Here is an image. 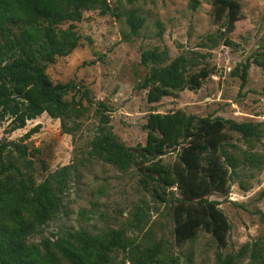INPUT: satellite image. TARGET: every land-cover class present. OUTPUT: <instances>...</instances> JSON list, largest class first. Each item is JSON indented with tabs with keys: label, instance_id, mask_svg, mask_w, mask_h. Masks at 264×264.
Instances as JSON below:
<instances>
[{
	"label": "rangeland",
	"instance_id": "374dc122",
	"mask_svg": "<svg viewBox=\"0 0 264 264\" xmlns=\"http://www.w3.org/2000/svg\"><path fill=\"white\" fill-rule=\"evenodd\" d=\"M105 1L108 9L104 12L86 8L72 22L79 35L72 52L44 62L53 84L74 86L62 94L70 104L63 119L43 112L15 130H10L9 118L0 121V144H8L11 150L7 160L14 161L33 182L67 166L57 212L28 243L38 244L78 229L104 235L123 230L133 244L125 250H112L109 264H142V254L150 247V255L156 253L147 264H221L230 256L232 264H261L264 250L253 259L250 247L254 242L259 247L264 243V0H198L196 8L190 6V0ZM131 10L144 18L136 34L126 21ZM69 23L60 26L66 28ZM39 27L34 21L16 24L8 31L12 35L23 31L36 43ZM6 41L0 37L2 45ZM153 48L168 52V59L155 66L184 55L185 75L203 66L211 74L198 89L185 88L148 102L147 90L137 85L153 66L141 63V52ZM245 62L249 69L241 87L239 74ZM85 89L89 98L83 94ZM177 109L195 116L258 123L253 137L243 138L225 129L222 149L235 166L228 167L227 191L208 194L219 202L230 225L223 248L202 229L177 245L169 203L171 196L179 195L176 188L155 194L144 187L136 166L122 169L94 146L102 136L130 149L144 145L149 113ZM15 144L24 145L26 155H19ZM186 146L187 140L179 137L161 161H179ZM140 208L143 215L136 221L135 212Z\"/></svg>",
	"mask_w": 264,
	"mask_h": 264
},
{
	"label": "trees",
	"instance_id": "16d2710c",
	"mask_svg": "<svg viewBox=\"0 0 264 264\" xmlns=\"http://www.w3.org/2000/svg\"><path fill=\"white\" fill-rule=\"evenodd\" d=\"M197 5L198 0H190L192 8ZM86 8H100L104 12L108 5L105 0H0V37L7 38L5 44L0 43V121L9 118L10 130L24 127L27 120L43 112L61 120L69 112L70 104L62 99V94L74 86L70 83L53 84L45 72L44 62L55 56L68 55L77 46L79 35L72 22L79 20ZM34 21L40 26V39L36 43L31 42L23 31L9 34L12 26H25ZM126 21L130 32L136 34L144 18L131 10ZM63 22L70 23L62 28ZM161 34L158 31V36ZM167 59L166 50L153 48L141 52V63L153 64L137 85L147 90L148 102L176 95L185 88L198 89L211 74V70L203 66L185 75L184 55L165 65L155 66ZM248 69L249 62H245L239 74L241 87L246 83ZM83 94L89 98L87 89ZM146 128L145 144L135 149L127 148L108 136L98 138L94 146L107 161L122 169L136 166L142 173L144 187L155 194L159 190L165 192L166 188H176L179 195L171 196L169 203L177 245L191 240L202 229L213 236L219 248L225 247L230 225L218 207L219 202L208 198L210 193L227 191L228 167L235 166L234 159L222 149L227 138L225 129L243 138L253 137L257 134L258 123L238 122L221 116H195L177 109L149 113ZM181 136L187 140L184 157L172 164L163 163L161 156ZM14 149L19 155H26L24 145L15 144ZM10 153L8 144L2 142L0 264H63V261L109 264L112 250H125L132 246L123 230H113L104 235L91 234L84 229L64 231L55 239L44 238L38 244H29L28 239L39 233L59 208L58 194L67 166L62 167L58 174L52 173L35 183L14 161L7 160ZM142 215L140 208L135 212L136 221H140ZM151 248L142 254V264H147L154 257L156 251L150 255ZM250 248V256L257 259L260 250H264V243L259 247L258 242H254ZM221 264H232V257L221 260ZM261 264H264V258Z\"/></svg>",
	"mask_w": 264,
	"mask_h": 264
}]
</instances>
